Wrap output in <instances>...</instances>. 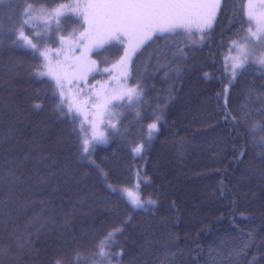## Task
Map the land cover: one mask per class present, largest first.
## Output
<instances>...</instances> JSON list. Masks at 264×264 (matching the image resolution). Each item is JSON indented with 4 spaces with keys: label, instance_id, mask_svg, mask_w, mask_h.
<instances>
[{
    "label": "trees",
    "instance_id": "16d2710c",
    "mask_svg": "<svg viewBox=\"0 0 264 264\" xmlns=\"http://www.w3.org/2000/svg\"><path fill=\"white\" fill-rule=\"evenodd\" d=\"M26 2L39 7L69 0H5L0 5V39L4 41L0 43V180L13 161L24 160L17 168L20 180L9 208L20 228L34 234L36 247L47 246L42 259L60 256L52 238L60 231L69 234L67 227H61L63 213L69 212L76 243L88 250L108 231L125 227L117 239L130 252L135 254L139 245L150 243V251L142 257L145 264H168L165 251L176 254L169 258L173 264H250L254 257L257 264H264V145L259 143L264 132L258 130L254 142L244 125L235 130L224 119V96L217 98L227 85L224 58L230 40L237 33L243 35L240 16L245 0H224L214 30L202 45L184 48L186 59L177 52L184 45L182 36L161 37L141 52L135 74L147 69L145 102L136 109H121L122 134L97 145L93 155L107 181L95 167L78 163V142L68 122L57 119L52 85L31 75L36 62L31 51L6 39L8 31L18 26ZM105 57L118 58L115 50L93 58L103 61ZM177 65L185 68L179 78L174 73ZM170 90L175 98L167 102ZM261 92L264 76L253 66L228 86V107L235 114L244 104L258 106L256 94ZM166 102L165 122L153 133L150 150L133 152L135 145L147 141L153 110ZM36 104L42 108L35 109ZM41 154L49 159L39 160ZM52 160L56 174L41 184L36 173L46 175ZM137 184L142 199L156 201L147 210L133 209L126 197L109 188L137 191ZM6 187L0 182V201ZM41 200L48 210L42 211ZM28 201L34 203L23 206ZM7 210L0 203V213ZM49 216H54L55 224L45 223ZM129 216L131 223L124 225ZM249 233L255 236L254 243L234 254ZM4 235L0 227V246L8 242ZM63 258L73 260L67 250ZM29 260L22 257V262Z\"/></svg>",
    "mask_w": 264,
    "mask_h": 264
},
{
    "label": "snow or ice",
    "instance_id": "6c2138e0",
    "mask_svg": "<svg viewBox=\"0 0 264 264\" xmlns=\"http://www.w3.org/2000/svg\"><path fill=\"white\" fill-rule=\"evenodd\" d=\"M4 3L5 0H0V5ZM223 9L224 0H70L39 7L26 2L20 11L18 26L8 31L6 39L12 46L31 51L36 60L31 75L52 85L51 95L55 98L57 119L68 122L78 142V163L86 162L95 167L107 181V174L96 164L93 155L97 145L108 144L113 137L122 134L118 127L122 116L120 110L136 109L145 102L147 69L144 73L135 74L136 60L141 52L161 37L182 36L185 38L184 45L178 47L177 52L186 59L184 48L202 45L214 30ZM240 19V32L243 35L237 33L236 38L230 40L229 52L235 54L225 57L227 85L223 93L217 94V98L221 95L225 98L222 108L224 119L237 131L244 125L256 142V132H264V92L256 94L258 106L244 104L235 114L228 107L227 95L228 86L243 77L253 66L264 76V0H245L241 5ZM245 23L248 25L246 29ZM3 42L0 39V43ZM111 50H115L118 56L114 61L107 57L103 61L93 58L104 57ZM159 54L165 55L163 51ZM172 55L175 57L177 53ZM101 63L106 66L101 67ZM184 71V67L174 66L177 78ZM204 75L207 77L209 74ZM97 76L105 79L101 82L96 79ZM253 92L250 91L249 98ZM174 98L170 90L167 102ZM167 102L153 110L152 122L147 125V141L135 145L133 152L144 154L150 150L153 133L159 132L160 125L165 122ZM34 108L40 110L42 106L36 104ZM253 112L257 115L253 116ZM136 115L139 117L141 113L137 111ZM259 143L264 145V135H261ZM244 155L241 150L239 156ZM261 155L264 161V153ZM28 158L26 154L24 159ZM38 159L48 160L49 155L41 154ZM13 163L14 166L8 168L5 177L0 180L7 186L0 203L8 209L0 213V227L5 234L4 239L8 241L0 246V264H80L83 260H87L88 264H145L142 257L150 251V243L146 241L139 245L135 254L130 252L117 239V235L124 234L125 227L108 231L91 250L81 247L69 227L73 219L69 212L63 213L61 223L62 228H68L69 234L60 231L52 238L53 249L60 256H54L51 260L42 259L47 256V246L44 250L37 248L34 234L20 228L13 218V210L9 208L14 203L13 193L20 180L17 168L24 160ZM55 164L56 161L52 160L47 165L46 175L36 173L41 184H46L56 174ZM64 171L70 174L67 166ZM109 188L126 197L133 209L147 210L146 206L156 204L151 198H141L139 184L136 186L137 191L129 188L118 190L111 185ZM31 203L34 202L28 201L23 206ZM41 204L44 205L42 211L48 210L45 201L41 200ZM131 220L129 216L123 224H130ZM55 222L54 216L47 217L45 221ZM254 241L255 236L249 233L247 241L234 254L246 251ZM65 250L73 257L72 261L63 258ZM86 252L89 253L87 257ZM175 255L165 251L164 257L168 264H173L169 258ZM24 256L30 260L22 262ZM250 264H257L255 257Z\"/></svg>",
    "mask_w": 264,
    "mask_h": 264
},
{
    "label": "rangeland",
    "instance_id": "374dc122",
    "mask_svg": "<svg viewBox=\"0 0 264 264\" xmlns=\"http://www.w3.org/2000/svg\"><path fill=\"white\" fill-rule=\"evenodd\" d=\"M69 2H70V0H69ZM248 27V26H247ZM198 46L199 45H201V44H197ZM235 53H233V52H229V50H228V52H227V54H226V56L225 57H227V56H231V55H234ZM224 65H225V58H224ZM97 80H100L101 82H103V80L105 79V77H102V76H97V78H96ZM92 83L93 84H95V81H92ZM121 111V110H120ZM127 199V198H126Z\"/></svg>",
    "mask_w": 264,
    "mask_h": 264
}]
</instances>
